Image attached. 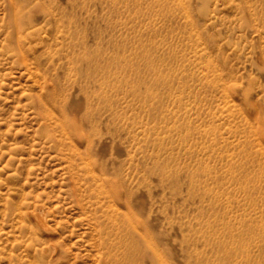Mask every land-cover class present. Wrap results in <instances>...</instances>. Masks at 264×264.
I'll return each instance as SVG.
<instances>
[{
  "label": "rangeland",
  "instance_id": "obj_1",
  "mask_svg": "<svg viewBox=\"0 0 264 264\" xmlns=\"http://www.w3.org/2000/svg\"><path fill=\"white\" fill-rule=\"evenodd\" d=\"M129 246L264 264V0H0V264Z\"/></svg>",
  "mask_w": 264,
  "mask_h": 264
},
{
  "label": "bare ground",
  "instance_id": "obj_2",
  "mask_svg": "<svg viewBox=\"0 0 264 264\" xmlns=\"http://www.w3.org/2000/svg\"><path fill=\"white\" fill-rule=\"evenodd\" d=\"M31 221L35 226L46 230L42 214H32ZM134 250H135V246H129L127 250V256L129 257V260H131V263L134 262L135 264H138L139 262H136V260H134V257L132 256L134 255Z\"/></svg>",
  "mask_w": 264,
  "mask_h": 264
}]
</instances>
